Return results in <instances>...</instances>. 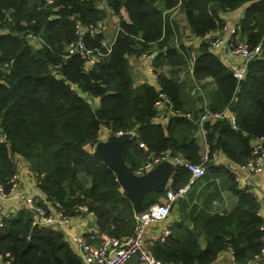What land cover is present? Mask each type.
Instances as JSON below:
<instances>
[{
  "label": "trees",
  "instance_id": "1",
  "mask_svg": "<svg viewBox=\"0 0 264 264\" xmlns=\"http://www.w3.org/2000/svg\"><path fill=\"white\" fill-rule=\"evenodd\" d=\"M103 1L105 8L100 6ZM240 7L244 12L234 25L237 37L233 34L232 39L251 47L261 43L262 53L249 60L246 76L239 81L210 51L207 39H201L197 48L188 47L181 33L221 35L217 31H223L227 23L223 15ZM108 9L119 18L120 29L114 32L111 52L87 69L86 58L79 52L69 54L67 46L78 38V22L95 24L107 17ZM123 9L129 20L122 16ZM31 34L41 39L38 45L32 43ZM106 37L105 31L87 32L84 41L88 48L105 49ZM192 49L193 76L180 77ZM144 52L153 54L155 69L170 67L169 74L156 71L157 84L134 81L129 56ZM194 88L199 89L192 94ZM160 91L179 114H159ZM226 109L235 114V127L226 116L204 121L209 144L205 161L196 120L206 110ZM103 127L108 134L132 133L123 147L132 170L152 154L168 151L216 172L220 170L214 169V153L224 154L233 163H247L253 139L264 136V0H55L52 4L0 0V185L10 190V179L17 173L13 156L18 154L56 209L74 216L83 212L76 210L83 205L104 233L132 236L137 223L133 204L115 171L93 153ZM225 170L223 182L237 196V204L224 213L197 205L184 211L170 225V234L152 244L158 260L226 264L220 257L232 250L238 264H253L255 255L262 253L261 203ZM189 177L185 166L176 168L167 186L145 195L146 208L161 203L168 190H177ZM3 221L0 264H82L81 254L65 234L52 226H34L26 208ZM138 262L135 254L126 264Z\"/></svg>",
  "mask_w": 264,
  "mask_h": 264
},
{
  "label": "built area",
  "instance_id": "2",
  "mask_svg": "<svg viewBox=\"0 0 264 264\" xmlns=\"http://www.w3.org/2000/svg\"><path fill=\"white\" fill-rule=\"evenodd\" d=\"M45 1L48 4H52L55 2V0ZM106 28L107 19L105 18L97 21L95 24H83L81 22H78V38L68 44L67 50L69 54L79 52L86 58L87 69L94 66L103 56L111 52L115 36L111 38L106 37L102 40V44L105 49H91L86 46L84 35L87 32L95 35L101 31H105ZM119 29L120 28L117 27V32L119 31ZM230 30V38H226L225 36H222L220 34H214L213 32H208L200 38L208 40V47L210 51L219 56L223 60V62L231 68L234 76L240 81L246 76L249 60H251L255 56H259L262 53V45L260 43L255 47H251L246 41L234 40L232 39V35L235 34L237 37L236 27L231 26ZM31 37L37 41L41 40L39 37L32 34ZM142 56L152 58L153 54L144 52L142 53ZM194 57L195 52L193 51L192 53H190L189 65L181 72L180 77L184 78L188 74L193 76ZM153 76L157 79V72L153 73ZM197 89L194 88L191 93H195ZM173 106L174 104L168 97V95L165 92L160 91L159 98L156 101V107L159 111V114L162 115V113L165 111L170 114H179L176 113L175 110H173ZM186 116L192 118L190 114H186ZM225 116L230 118L233 127H235V114L229 109H226L223 112H211L209 110H206L201 114L199 118H197L196 122L200 126V131L205 135L206 131L203 126L205 120H216ZM144 147L145 149L148 148L145 145ZM217 154L218 153H214L215 156ZM208 158L209 151H205L203 153V159L206 161L208 160ZM163 160L171 161L175 167V170L178 167L185 166L190 171L188 182L185 185L179 187L177 190H168L167 196L164 197V200L161 203L152 205L151 207L146 208L139 213H136L137 223L134 234L130 237L121 238L115 235L104 233L99 228L96 219L93 227H91L89 230V236L80 235L76 237V241L79 245V252L82 257V264H126V262L135 254L139 256V262L137 264H167L158 260L152 252L151 246L154 243V239L149 237V228L152 225L166 220L169 217L172 204L177 199L184 198L188 195V193L192 190L195 182L205 175L206 169L203 164L187 162L182 156H171L170 152L168 151L159 155L152 154L150 158L139 165L134 170V172L136 174H144L145 172L153 168L157 163ZM227 168L230 173H233L235 175L236 181L238 182L240 188H245L247 191H250L255 195L251 185L248 184V178L250 175L259 173L264 169V136L253 139L252 157L247 163H235V166H228ZM243 169L247 170V175H243L241 173V170ZM171 180L169 181V183L171 182ZM10 182L12 185L9 191H6L4 186L0 185V226H3L4 224V217H8V215H6L4 212L5 208L3 202L11 199H18L20 197L23 199L26 209L31 214L32 224L34 226H52L53 228L60 230L69 222L72 216L65 213V211L56 208H47L34 197L18 194V172L11 177ZM213 206L215 209H219L220 213H224V207L220 200L214 199ZM76 210L87 212V208L83 205H79ZM89 238L92 240L95 239L98 242L96 244H93ZM229 251L232 257V262L227 264H238L235 261L232 250ZM263 256L264 247L261 254L255 255L253 263H262Z\"/></svg>",
  "mask_w": 264,
  "mask_h": 264
},
{
  "label": "crops",
  "instance_id": "3",
  "mask_svg": "<svg viewBox=\"0 0 264 264\" xmlns=\"http://www.w3.org/2000/svg\"><path fill=\"white\" fill-rule=\"evenodd\" d=\"M124 10V9H123ZM122 10V15L126 20H129L128 14L126 10V14ZM108 15L105 19L107 22L114 21L117 26L119 23V18L116 15H112L110 10H108ZM232 12V11H230ZM230 12H226L223 16L226 19V26L223 31L219 30L217 32L221 33L222 36L226 38H230L231 30L230 27L234 26L236 22L239 20L240 16H242L244 12V7H240L237 9L238 19L236 21L232 20L229 14ZM113 26V23H112ZM115 30L113 28V32L111 36H114ZM105 33L110 35L107 30ZM188 32H186L187 34ZM188 35V34H187ZM187 38L183 41L189 47L191 44L199 45L201 42L200 37L193 36L192 34L188 35ZM34 45H38L37 40H32ZM190 44V45H189ZM197 48V47H196ZM194 51V49H192ZM190 51L192 53L193 51ZM139 59V60H138ZM142 55H130L129 61L131 66V72L134 77V81L136 84L148 82L151 84H157L156 79L153 78V73L157 70H162L165 73H170V67L165 66L162 69H155L152 61L142 59ZM138 60V61H137ZM141 60V62H140ZM156 121V119H154ZM157 121H164L163 118H158ZM108 129L106 127L102 128V140H105L109 135ZM104 134L106 137L104 138ZM197 137L202 146L201 152L209 151V144L206 142V137L203 132L200 130L197 131ZM14 160L17 163V172L19 173V186L17 188V193L20 195H26L34 197L38 201H43L47 204V207L50 209H55L56 207L53 205L51 201L47 199V195L42 192L38 186V179L36 174L30 169L27 161L23 159L20 155L15 154ZM215 168L220 171H212L211 169L206 168L205 175L197 180L192 188V190L188 193L187 197L181 201H175L172 204V210L170 212L169 217L166 220L160 221L155 225H152L149 228V237L155 240L160 239L164 240L167 235L170 234L171 228L170 225L181 217L184 211L189 210L192 206L197 205L199 208H204L206 210H212L214 199H218L221 201L226 212L230 211L238 202L237 196L232 193L226 186L225 182H223V176L226 175L227 171L225 167L235 166V163L231 162L230 159L222 153H218L215 156ZM223 165V166H219ZM243 175H247V170H241ZM248 184L251 185L253 192L257 196L258 200L261 203L260 213L264 218V169L256 174L250 175L248 178ZM164 200V197L161 199ZM4 212L8 217L15 216L21 208H26L23 199L20 197L18 199H11L3 202ZM183 207V208H182ZM96 217L92 212H81L74 216H72L69 222L63 226L60 230L65 234L66 239L71 243L72 247L79 252V245L76 241V237L80 235L89 236V230L93 227ZM90 239V238H89ZM93 244H96L98 241L95 239H90ZM154 244V243H153ZM80 253V252H79ZM220 262L223 261L226 264L232 262V257L230 255V251H224L220 257ZM253 264H262L259 262H255Z\"/></svg>",
  "mask_w": 264,
  "mask_h": 264
},
{
  "label": "water",
  "instance_id": "4",
  "mask_svg": "<svg viewBox=\"0 0 264 264\" xmlns=\"http://www.w3.org/2000/svg\"><path fill=\"white\" fill-rule=\"evenodd\" d=\"M88 102L92 100L88 99ZM131 136V132L111 134L94 146L93 153L115 171L124 195L132 202L135 213H139L146 209L145 195L153 189L167 186L175 167L171 161L163 160L144 174H136L123 156L124 143Z\"/></svg>",
  "mask_w": 264,
  "mask_h": 264
},
{
  "label": "rangeland",
  "instance_id": "5",
  "mask_svg": "<svg viewBox=\"0 0 264 264\" xmlns=\"http://www.w3.org/2000/svg\"><path fill=\"white\" fill-rule=\"evenodd\" d=\"M102 8H105L106 7V5H105V2L103 1L102 3H101V5H100ZM109 10V9H108ZM109 12V11H108ZM123 12L126 14V12L123 10ZM231 14H229L230 16H232L231 17V19L232 20H234V21H236L237 19H238V13H237V10H233L232 12H230ZM113 14H111V16H112ZM123 16V15H122ZM112 23H113V26H112ZM117 27H118V23H117V26H116V24L114 23V21H110V22H107V28H106V30L108 31V33L110 32V35H108L107 33V38H111V37H113V36H111V34H112V32H113V28H114V30L115 31H117ZM188 35L186 34V33H184V32H182L181 33V39L183 40H185L186 38H187V40H188ZM33 44H34V42H32ZM197 46L195 45V44H193V48H196ZM142 59H144V60H149V61H151V58L149 57H146V56H142ZM141 59V60H142ZM139 60V59H138ZM137 60V61H138ZM141 60H140V62H141ZM153 78L154 79H156L154 76H153ZM106 137V134H104V138Z\"/></svg>",
  "mask_w": 264,
  "mask_h": 264
}]
</instances>
